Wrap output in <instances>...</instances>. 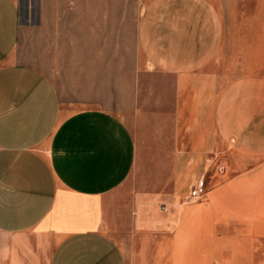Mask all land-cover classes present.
Here are the masks:
<instances>
[{
  "label": "crops",
  "instance_id": "obj_1",
  "mask_svg": "<svg viewBox=\"0 0 264 264\" xmlns=\"http://www.w3.org/2000/svg\"><path fill=\"white\" fill-rule=\"evenodd\" d=\"M217 2L36 0L32 11L29 0L23 14L21 0H0V264L220 253L218 208L190 199L191 188L204 177L213 195L220 154L254 159L264 141L251 150L220 108ZM55 66L84 84L108 74L154 83L167 98L162 136L145 153L117 113L64 104Z\"/></svg>",
  "mask_w": 264,
  "mask_h": 264
},
{
  "label": "rangeland",
  "instance_id": "obj_2",
  "mask_svg": "<svg viewBox=\"0 0 264 264\" xmlns=\"http://www.w3.org/2000/svg\"><path fill=\"white\" fill-rule=\"evenodd\" d=\"M27 1L21 0L23 14L28 13ZM30 1L33 11L36 0ZM128 4L125 2V8ZM217 5L219 104L221 110L231 112L234 126L253 150L264 141V0H218ZM127 67L124 73H128ZM49 71L54 74L64 104L74 109L98 107L117 113L145 146L141 147L143 152L147 153L146 143H153L156 134L162 136L161 127L169 117L164 115L167 98L155 90L154 83L139 86L108 74L84 84L69 79L65 68L55 66ZM230 153H221L220 160L214 162L216 192L206 196V187L205 194L197 199L203 205L213 201L221 215L217 230L225 237H220V253H184L187 264H264V154L241 159ZM199 216L197 213L189 222V239L199 227L205 230L211 226L210 212H202L201 223ZM49 254L44 253V264ZM126 254L131 264H149L154 258L151 253Z\"/></svg>",
  "mask_w": 264,
  "mask_h": 264
},
{
  "label": "built area",
  "instance_id": "obj_3",
  "mask_svg": "<svg viewBox=\"0 0 264 264\" xmlns=\"http://www.w3.org/2000/svg\"><path fill=\"white\" fill-rule=\"evenodd\" d=\"M207 182L206 179L199 178L196 184L191 188L190 199H199L206 192Z\"/></svg>",
  "mask_w": 264,
  "mask_h": 264
}]
</instances>
